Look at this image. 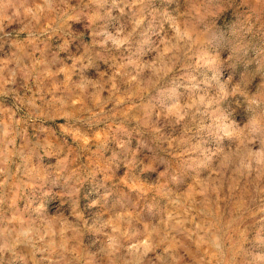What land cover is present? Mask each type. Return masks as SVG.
Listing matches in <instances>:
<instances>
[{
  "label": "rangeland",
  "instance_id": "rangeland-1",
  "mask_svg": "<svg viewBox=\"0 0 264 264\" xmlns=\"http://www.w3.org/2000/svg\"><path fill=\"white\" fill-rule=\"evenodd\" d=\"M0 264H264V0H0Z\"/></svg>",
  "mask_w": 264,
  "mask_h": 264
}]
</instances>
